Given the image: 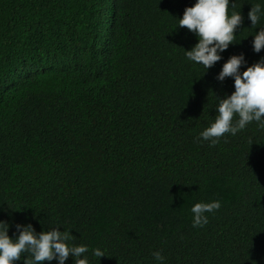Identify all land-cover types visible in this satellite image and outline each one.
Instances as JSON below:
<instances>
[{"label":"trees","instance_id":"16d2710c","mask_svg":"<svg viewBox=\"0 0 264 264\" xmlns=\"http://www.w3.org/2000/svg\"><path fill=\"white\" fill-rule=\"evenodd\" d=\"M195 2L0 0L9 236L17 224L60 225L89 248V264H158L156 250L163 264H264V127L253 121L214 146L197 138L217 96L235 90L232 77L217 79L223 64L242 53L243 72L264 57L248 19L261 0H231L239 42L207 71L186 59L198 37L178 26ZM216 200L193 227V204Z\"/></svg>","mask_w":264,"mask_h":264},{"label":"clouds","instance_id":"9594fccd","mask_svg":"<svg viewBox=\"0 0 264 264\" xmlns=\"http://www.w3.org/2000/svg\"><path fill=\"white\" fill-rule=\"evenodd\" d=\"M235 4L231 0H196L194 6L185 9L178 26L186 27L198 37V43L191 50H185L188 61L202 65L207 71L222 59L221 54L230 44L239 42L236 40V29L242 23V15L241 11L234 10ZM251 4L248 19L252 28L260 27L258 32H253L252 46L259 53L264 49V24L261 23L264 18V0ZM230 6L233 9L231 13ZM246 63L244 54H234L223 64L217 76L221 82L232 77L235 90L224 98L217 96L215 118L197 137L209 141L210 146L216 145L226 133L235 136L253 121L264 127V57L241 72V66ZM220 207L219 200L193 204L190 209L193 227L206 225V213H212ZM59 226L37 232L31 223L17 224L18 235L11 237L10 224L0 220V264H14L22 258L24 264H43L45 260L54 259L58 264H66L69 256L74 258V264H89L88 257L84 255L89 248L72 243L74 236L71 229L61 231ZM92 254L99 258L106 255L99 248L93 249ZM152 255L158 264H163L164 256L160 250L154 251Z\"/></svg>","mask_w":264,"mask_h":264}]
</instances>
